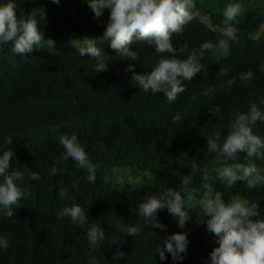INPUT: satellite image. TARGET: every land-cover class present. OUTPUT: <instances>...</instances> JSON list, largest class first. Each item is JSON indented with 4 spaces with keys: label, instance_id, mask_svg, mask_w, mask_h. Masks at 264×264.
<instances>
[{
    "label": "trees",
    "instance_id": "obj_1",
    "mask_svg": "<svg viewBox=\"0 0 264 264\" xmlns=\"http://www.w3.org/2000/svg\"><path fill=\"white\" fill-rule=\"evenodd\" d=\"M194 2L193 10L207 18L192 16L183 35L174 34V44L179 47L187 42L189 52L195 49L202 71L191 82L185 81L186 91L168 104L161 94H145L133 85L131 73L125 71L130 61L113 56L108 70L96 74L87 56H77L76 43L86 38L115 55L103 39L101 21L107 22L108 10L97 19L84 0H60L58 6L51 0H15L18 16L33 8L44 10L38 27L46 40L43 48L23 56L11 53V45L0 50V152L7 148L14 152L10 171L28 168L41 179L29 181L25 174L21 187L30 195L22 199L13 217H0V236L9 241L8 248L0 250V264H161L157 246L167 235L181 231L190 240L182 264H205L218 244L195 211L189 213L191 220L185 228L179 229L171 214L160 210L157 219L167 226L164 231L150 230L136 214L138 203L147 195L167 188L182 192L186 176L190 186L199 187L202 175L207 174V182L222 193V199L257 202L264 216V185L247 190L238 182L224 189L216 179L214 169L219 164L206 140L213 131H219L223 139L229 120L245 108H238L241 101L250 100L244 95L253 89L254 79L264 81V72L259 71L264 62V0H239L243 10L233 22L238 42L203 54H199L200 44L218 40L213 29L223 26V9L234 0ZM132 47L140 53L135 71H150L158 59L152 54L154 48L135 40ZM177 55L186 58L188 52ZM221 68L227 69L224 77L218 75ZM248 70L253 71V79L240 82L239 74ZM231 77L237 80L230 89L218 88L210 97L199 95L209 85ZM235 100L238 103L233 107ZM174 116L180 119L174 121ZM253 131L264 136V125L258 124ZM60 132L78 135L96 173L94 183L86 180L88 173L71 159L55 165V176L48 174L63 151ZM7 136H12L9 145L4 143ZM243 155L232 162H242ZM253 162L264 168V161ZM193 170L195 175L189 176ZM65 187L69 195L61 198L58 191ZM108 189L111 196H105ZM77 203L90 222L101 224L108 237L94 252L89 251L82 229L68 219H55L62 207ZM127 224L141 228V234L135 239L124 237L126 243L120 250L126 255L116 260L117 246L110 240L124 235ZM164 264H172L170 256Z\"/></svg>",
    "mask_w": 264,
    "mask_h": 264
},
{
    "label": "clouds",
    "instance_id": "obj_2",
    "mask_svg": "<svg viewBox=\"0 0 264 264\" xmlns=\"http://www.w3.org/2000/svg\"><path fill=\"white\" fill-rule=\"evenodd\" d=\"M29 2L34 3L35 0ZM84 2L94 14V18H100L104 11L108 10L107 22L101 21L104 27L103 39H107L108 47L115 53L112 56L108 55L99 45L101 43L92 39L86 38L82 42H77L76 45L79 46L75 47L77 56H87L93 62L91 68L94 73L106 72L108 62L113 60V56L130 61L125 71L131 73L130 81L134 82L133 85L145 94L159 93L166 103L171 104L186 91L184 82H191L202 71L203 66L196 62L198 53L195 49L189 52L187 42L179 47L174 44V34L183 35L185 26L192 20V16L200 17L195 13H200L203 20L207 18L202 12L193 10L194 0H84ZM51 3L58 6L60 0H51ZM16 8L15 0H0V50L6 45H11V53L23 56L32 52L34 48H43L46 39L38 27V19L45 13L42 8H33L27 15L18 16ZM242 10L243 5L239 0L227 3L222 12L223 26L218 25L213 29L219 35L218 40L202 42L199 54L214 53L217 48L238 42L237 28L233 26V22ZM134 40L142 41L148 47L154 48L152 54L158 59L150 71H135L140 53L138 49L134 50L132 47ZM185 52H188L186 58L177 55ZM259 71L264 72V62L259 65ZM218 75L226 76L227 69L221 68ZM253 77V71L248 70L241 72L238 79L242 83H248ZM236 80L237 77H231L218 85H209L202 89L199 95L214 96L218 88L230 89ZM252 87L251 92L244 95L250 100L241 101L242 105L238 108H245L229 120L223 139L219 131H213L206 138L207 149L219 164L214 169L216 179L224 189H231L238 182L247 190L264 185V168L253 162L264 161V136L253 131L258 124L264 125L263 78H255ZM237 103L235 100L232 106L236 107ZM211 113L216 116V113ZM179 119V116L173 117L174 121ZM58 129L59 126L57 131ZM58 141L63 151L53 161L48 174L55 176L58 172L55 165L71 159L76 167L88 173L86 180L94 183L96 173L78 135L75 132L70 135L60 132ZM4 143L11 144L12 136L5 137ZM241 154H244L242 162L233 163L232 161L241 158ZM13 156L14 152L10 148L0 152V217L9 219L14 216V210L20 207L22 199L30 195L27 189L21 187L25 174L29 181L39 182L41 179L38 172L30 171L28 168L23 171H10ZM122 175L125 176L126 173ZM191 175H195V170L189 176ZM187 177L182 178L185 184L182 192L167 188L166 191L147 195L141 200L136 213L139 219L150 230L164 231L167 226L157 217L160 210L166 209L177 227L184 229L191 220L189 213L195 211L200 223L205 224L206 232L211 234L218 244V247L210 252V259L205 264H264V216L261 215L259 203L234 197L225 201L222 199V193L207 182L209 180L207 174L202 175L203 182L199 181L201 184L199 187L190 186ZM105 192V196H111L109 189ZM58 195L61 198L67 197L69 195L67 188L59 189ZM187 202H196L197 208L192 209L190 205L186 208ZM55 219L57 221L68 219L73 226L82 229L90 252H94L97 246L103 245L108 239L101 224L90 222L88 213L78 203L62 207L56 212ZM123 232L124 235L112 237L110 240V244L117 246L113 254L116 260L126 255L120 250V245L126 243L124 237L131 236L135 239L141 234V228L127 224L123 226ZM189 244L188 233L181 231L167 235L157 246L159 261L164 264L170 256L172 264H182L183 254L187 252ZM8 245L7 237L0 236V250H6ZM96 264H100V261H96Z\"/></svg>",
    "mask_w": 264,
    "mask_h": 264
},
{
    "label": "rangeland",
    "instance_id": "obj_3",
    "mask_svg": "<svg viewBox=\"0 0 264 264\" xmlns=\"http://www.w3.org/2000/svg\"><path fill=\"white\" fill-rule=\"evenodd\" d=\"M191 14H193V13L191 12ZM195 15L201 17V14H200V13H195ZM203 19H204V18H203ZM189 205L191 206L192 209H196V208H197V204H196V202H191V203H189ZM187 207H188V205H186V208H187Z\"/></svg>",
    "mask_w": 264,
    "mask_h": 264
}]
</instances>
